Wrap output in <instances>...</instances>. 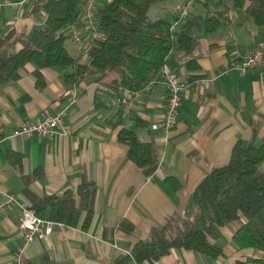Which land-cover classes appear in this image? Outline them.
Wrapping results in <instances>:
<instances>
[{
    "label": "crops",
    "instance_id": "crops-1",
    "mask_svg": "<svg viewBox=\"0 0 264 264\" xmlns=\"http://www.w3.org/2000/svg\"><path fill=\"white\" fill-rule=\"evenodd\" d=\"M7 1L0 11V38H7L10 50L16 51L17 36L43 28L46 12L33 9L37 0ZM173 1L176 5L182 0ZM175 5L170 16L165 9H156L148 18L171 21ZM214 11L219 12L218 27L209 31L202 23L194 31L198 44L189 56L174 49L170 53V64L185 85L177 119L166 134L150 128L165 112L166 91L159 73L147 89L133 95L128 111L109 102L111 96L123 92L107 86L117 78L115 71L98 81L67 83L71 67H45L41 69L44 84L39 86L33 73L36 66L26 63L0 83V192L14 193L30 205L23 193V175L36 168L42 175L32 177L28 185L39 196L73 189L83 177L96 189L87 228L81 227V214L75 226L55 224L50 234L30 242H25L19 227L20 208L4 206L0 264H14L11 254L19 246L29 264H114L117 256L129 252L136 241L148 237L152 227L164 224L170 216L191 218L195 186L210 169L228 161L237 140L264 143V65L244 74L232 66L237 53L264 40V24H257L231 0H197L189 17L204 22ZM64 32L67 51L87 62L67 27ZM188 59L197 66L187 67ZM46 113H61L63 126L57 134L12 135L23 122ZM123 127L133 129L154 150L157 165L151 175L126 158L127 146L117 139ZM9 150L21 154L20 168L8 160ZM169 176L179 182L178 189L165 182ZM121 219L134 229L118 228ZM243 220L240 216L217 228L223 250L216 257L172 247L165 255L140 264H232L264 258V251L234 243L232 235Z\"/></svg>",
    "mask_w": 264,
    "mask_h": 264
},
{
    "label": "trees",
    "instance_id": "trees-1",
    "mask_svg": "<svg viewBox=\"0 0 264 264\" xmlns=\"http://www.w3.org/2000/svg\"><path fill=\"white\" fill-rule=\"evenodd\" d=\"M87 0H37L33 9L46 12L43 28L31 34H20L16 40L19 48L11 51L7 38H0V83L26 63L36 66L33 73L39 86L44 84L41 69L54 66H69L67 83L81 79L98 81L108 72L118 76L107 83L110 89L137 90L154 78L163 64H170L174 49L189 56L198 44L194 31L205 23L207 30L219 25V12H211L204 22L186 17L174 30L171 21L159 17L148 18V11L155 3L165 0H95V17L100 37L88 50V61L79 60V54L71 55L64 44V28L80 20V13ZM246 10L257 24H264V0H231ZM195 68L193 59L185 62ZM174 69V68H172ZM119 142L127 146L126 158L140 167L149 176L157 165L152 147L142 142L135 131L121 128L117 133ZM8 160L20 168L21 154L7 151ZM42 175L38 168L32 174H24L23 193L37 215L56 223L75 226L82 214L81 227L87 228L94 211L95 185L83 177L73 189L61 194L37 195L28 185L32 177ZM165 182L178 189L174 177H165ZM191 201L194 211L191 218L170 216L162 225L151 228L148 237L136 241L129 252L116 257L114 264H140L145 259H157L172 247L192 249L216 257L222 253L217 228L243 217V223L232 235L239 248L264 251V143L237 140L228 161L210 169L195 186ZM117 227L131 232L134 227L121 219ZM264 264V258L254 257L235 260L232 264Z\"/></svg>",
    "mask_w": 264,
    "mask_h": 264
},
{
    "label": "built area",
    "instance_id": "built-area-1",
    "mask_svg": "<svg viewBox=\"0 0 264 264\" xmlns=\"http://www.w3.org/2000/svg\"><path fill=\"white\" fill-rule=\"evenodd\" d=\"M196 0H182L174 6V18L170 27L172 30L189 16L190 11ZM9 4L7 0L0 1V11L4 5ZM95 0H87L80 13V20L68 24L66 27L70 31V37L78 47L81 55L88 57V50L93 42L100 37L97 29L95 17ZM264 65V40H257L249 49L243 53H237L233 60V68L244 74L250 69ZM160 76L163 78L166 91L165 112L159 121L152 122L150 128L166 134L175 123L179 108L182 103L181 92L184 82L180 79L176 70L163 64L160 69ZM150 81L146 82L141 88L132 91L123 89V92L110 97L111 104H121L128 111L133 102V95L137 91L147 89ZM63 126L61 113H46L34 120H28L20 124L12 131L14 136L29 137L32 135L52 136L59 132ZM16 205L21 210L19 227L22 230L25 242L40 239L53 231L55 224L51 219L40 217L25 201L11 192H0V213L4 206ZM14 264H29L24 259L22 246L17 247L11 254Z\"/></svg>",
    "mask_w": 264,
    "mask_h": 264
},
{
    "label": "rangeland",
    "instance_id": "rangeland-1",
    "mask_svg": "<svg viewBox=\"0 0 264 264\" xmlns=\"http://www.w3.org/2000/svg\"><path fill=\"white\" fill-rule=\"evenodd\" d=\"M174 3L175 2L173 0H165L163 3H155V4H153L150 7V9L148 11V16H150L152 14L153 10H156V9L157 10H163V9H165V14L167 16H170V12H171L170 9L172 8L173 5H175ZM163 5H165V8L162 7Z\"/></svg>",
    "mask_w": 264,
    "mask_h": 264
}]
</instances>
